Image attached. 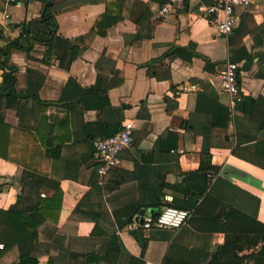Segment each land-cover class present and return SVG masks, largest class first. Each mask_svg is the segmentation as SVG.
<instances>
[{"label": "crops", "instance_id": "1", "mask_svg": "<svg viewBox=\"0 0 264 264\" xmlns=\"http://www.w3.org/2000/svg\"><path fill=\"white\" fill-rule=\"evenodd\" d=\"M210 3L188 0L184 8V0H0V46L17 43L21 24L35 37L51 36L36 38L29 51L10 50L17 70L13 93H0V121L11 134L0 145V209L16 202L17 177L31 162L58 183L61 195L56 223H42L36 239L5 252L0 264H15L25 253L36 254L38 264L82 263L83 256L74 261L65 252L84 254L93 246L101 254L108 237L128 253V264H161L170 246L177 254L203 257L221 244V219L206 216L221 206L264 223V0L236 7L234 30L242 23L245 35L232 50L228 35L217 36L203 10ZM165 5L170 12L157 18ZM107 8L113 14L106 21L119 20L93 31ZM44 10L54 15L52 33L42 20ZM78 37L84 39L80 55L62 63L55 53L45 58L46 41L70 49ZM191 44L215 63L214 73L203 69L200 56L188 60L167 52L192 50ZM232 58L244 97L233 118L218 77ZM32 92L37 99L27 96ZM125 121L132 123L135 140L121 150L120 164L100 177L93 142ZM39 134V151L55 154L46 163L39 159ZM203 149L217 170H200ZM53 194L50 188L40 191V197ZM168 204L192 211L180 229L126 227L140 219V211L149 215ZM95 224L102 235H91ZM138 238H144V251Z\"/></svg>", "mask_w": 264, "mask_h": 264}, {"label": "trees", "instance_id": "2", "mask_svg": "<svg viewBox=\"0 0 264 264\" xmlns=\"http://www.w3.org/2000/svg\"><path fill=\"white\" fill-rule=\"evenodd\" d=\"M159 2L162 5L164 0H159ZM187 4L188 0H184V8H186ZM110 13L113 14V11L110 12L107 8L104 15L100 18V22H97V30L93 31H99L98 25L99 27L103 26L106 28V26L119 20L118 15L116 17L113 16L114 19L111 23L106 21V16L111 15ZM114 14L117 15L116 13ZM42 20L50 26L51 30H49V33H52V29L56 27L54 15L51 12L44 10ZM241 24L242 23H240V25ZM240 25L236 30H234V28V31L232 30L231 34H228L229 50H232L233 45H241L243 42L242 38L245 34L242 31V26ZM19 27L20 33L16 38L17 43H13L9 40L5 43V45L0 46V69L3 70L1 74L2 80L0 81V93L2 95L13 93V87L16 81L15 73L17 68L14 64L10 63V50L12 48H17L29 51L32 49L34 42H37L36 37L29 31L25 24H21ZM101 33L103 34L104 30L101 31ZM83 40V37L75 38L74 44L70 47V49L61 50L54 48V42L52 40L46 41L44 44L47 45V48L45 49L44 56L46 58L47 56H51L55 53L61 63L65 62L67 56L72 57L81 54V51L84 48ZM189 47H191L192 50H189V48L172 47L167 52L168 54L177 55L188 60H190L193 56L202 57L194 52L192 44ZM202 58L204 60L203 69L208 73H214L215 63H212L206 57ZM231 61L236 62L233 58ZM27 96L35 99L38 98L37 94L33 92L27 94ZM243 101L244 97L242 96V100L237 104V107ZM42 106L44 108V105ZM43 110L45 111V108ZM43 118L44 120H47V116L44 113ZM8 129V124L0 121V145L11 138V134L8 132ZM51 129H53V124L49 122L48 132H50ZM37 132H39V129ZM38 136L39 140L36 141V145L39 151L40 145H44V140L41 139L43 138L41 134ZM236 141L237 144L240 143L238 137ZM171 148L172 145H169L168 149ZM54 155L55 154H52L47 150L46 154H42L39 151V159L40 161H43V163H46L48 159ZM0 157L4 156L0 153ZM209 157L210 155L208 151L203 149L200 163V170L203 173L217 170V168L210 163ZM20 170V175L17 177L20 189L16 202L6 210L0 209V243L3 244V247L0 249V257L14 246L18 247L19 244L26 241L28 238L36 239L38 236V227L42 223L49 222L55 224L57 221V212L60 208L61 195L59 185L56 181L41 174L39 166L32 162L27 165H23ZM42 188L53 189L54 194L52 197H40V191ZM33 195H35L38 200H33ZM207 200L208 198H205L203 203L197 208L205 205L208 202ZM174 207L183 208L178 206ZM193 211L195 213V209ZM156 214L157 212L152 213L153 216ZM206 216L209 218L221 219L219 231L224 235L223 242L217 245L216 248H213L210 253H204L203 257H200V252L192 253L190 251H183V253L177 254L174 252V246H170L162 259L161 264H264V223L259 221L255 214H248L243 210L232 206H221L219 211L213 215ZM91 235H102V231L99 230L96 224ZM112 240L113 238L108 237V241H104L106 249L101 254L97 250H94L93 246L91 247L93 250L91 249L84 254H73L67 250L65 253L68 254V257H71V259L74 256V261H76L80 256L84 257V261L82 263L73 262L68 264H121L122 256H124L123 260H126L123 264H128V259H130L128 253L119 242L113 243ZM138 242L144 251V238H138ZM52 260L54 261V259ZM134 261L136 264V260ZM59 262L61 261L59 260ZM15 264H38V259L36 254L25 253L20 261H17Z\"/></svg>", "mask_w": 264, "mask_h": 264}, {"label": "built area", "instance_id": "3", "mask_svg": "<svg viewBox=\"0 0 264 264\" xmlns=\"http://www.w3.org/2000/svg\"><path fill=\"white\" fill-rule=\"evenodd\" d=\"M16 2L17 0H8ZM252 0H211V3L203 8L209 15L210 21L215 27L217 36H227L232 32L238 23V16L235 11L237 6L248 7ZM170 6L165 5L156 12L157 18L165 17L170 12ZM220 79V90L228 98V112L233 118L237 104L242 100V93L238 78V65L228 60L223 63L218 72ZM184 90L187 87H183ZM133 125L125 121L122 127L110 136L96 139L93 142L95 154L98 159L96 167L97 174L102 177L111 172L120 164V152L122 149L131 146L134 141ZM192 215L191 210L177 208L171 205L162 206L155 216L144 215L140 219L132 220L126 224L128 229L151 228L180 229ZM3 244H0V248Z\"/></svg>", "mask_w": 264, "mask_h": 264}, {"label": "water", "instance_id": "4", "mask_svg": "<svg viewBox=\"0 0 264 264\" xmlns=\"http://www.w3.org/2000/svg\"><path fill=\"white\" fill-rule=\"evenodd\" d=\"M36 38L39 39V40H43V39L51 38V36H47V35L42 34V35H40V36H38ZM14 42H16V41H14ZM140 213H141V217H143L144 211L142 210V211H140Z\"/></svg>", "mask_w": 264, "mask_h": 264}]
</instances>
